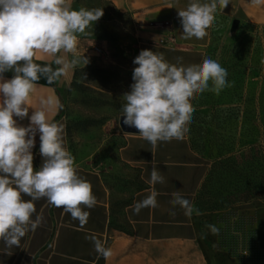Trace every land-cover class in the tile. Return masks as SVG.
Returning a JSON list of instances; mask_svg holds the SVG:
<instances>
[{
  "label": "clouds",
  "instance_id": "clouds-1",
  "mask_svg": "<svg viewBox=\"0 0 264 264\" xmlns=\"http://www.w3.org/2000/svg\"><path fill=\"white\" fill-rule=\"evenodd\" d=\"M251 2L257 6L264 4V0ZM228 5L229 0H196L179 10L184 38L203 39L214 22L217 7L225 9ZM103 15V9L74 10L72 0H0V241L8 248L19 247L21 238L39 226V215L35 221L31 219L36 213L34 201L46 198L81 224L90 216L84 208L92 209L97 203L92 185L77 174L75 158L64 146V125L48 118V112L59 101L52 97L41 99V107L29 116V100L41 75L51 84L80 63H89L85 55H74L69 60L57 54H75L76 34L84 33ZM37 53L53 57L59 67L54 70L50 65L42 67L35 63ZM182 59L178 57L177 63L171 64L162 53L144 49L133 60L138 66L133 69L131 91L122 96L125 103L121 117L124 126L136 128L153 148L158 142L183 139L194 112L190 100L195 94L206 90L219 94L231 86L227 69L215 60L205 58L201 64L184 66ZM8 71L14 72L11 79L5 78ZM14 117L28 118L30 122L27 127L18 126ZM37 132L42 164L34 170L32 149ZM152 164L148 183L163 184L164 176L154 161ZM24 195L31 199L24 200ZM157 195L152 190L143 200L136 201L133 213L156 208ZM172 197L173 209L179 206L190 217L194 211L190 202L179 191ZM195 211L201 214L198 209ZM206 227L212 234H219L214 225ZM91 240L99 256L108 259L112 255L101 239Z\"/></svg>",
  "mask_w": 264,
  "mask_h": 264
},
{
  "label": "rangeland",
  "instance_id": "rangeland-1",
  "mask_svg": "<svg viewBox=\"0 0 264 264\" xmlns=\"http://www.w3.org/2000/svg\"><path fill=\"white\" fill-rule=\"evenodd\" d=\"M72 8L103 9L104 15L76 34L73 55H85L89 63H82L72 81L60 87L59 117L73 155L110 176L112 187L124 194L119 199L122 207L140 187L137 173L120 159L126 134L118 125L125 103L122 96L134 83L139 38L129 15L109 0H72ZM205 58L227 69L231 86L219 94L197 93L190 100L194 112L186 136L202 170L193 209L199 210L201 220L219 229L218 235L208 234L214 246L226 255L247 254L260 260L264 258V216L257 213L264 207L260 201L264 193V25L243 23L235 31L215 32ZM237 161L234 168L241 172V181L228 168ZM235 184L240 185L246 203H228Z\"/></svg>",
  "mask_w": 264,
  "mask_h": 264
},
{
  "label": "crops",
  "instance_id": "crops-1",
  "mask_svg": "<svg viewBox=\"0 0 264 264\" xmlns=\"http://www.w3.org/2000/svg\"><path fill=\"white\" fill-rule=\"evenodd\" d=\"M109 1L116 10L129 15L139 38L137 56L141 50L148 49L162 53L171 64H176L178 57L183 58L184 66L201 64L214 33L230 32L234 20L238 23L233 31L243 23L264 25V4L257 6L251 0H229L225 9L217 7L214 22L206 29L207 35L203 39H185L178 11L196 0ZM198 2L208 3L210 0ZM57 55L67 56L69 60L74 57L73 53L60 52ZM53 60L42 53L34 56L35 63L42 67L50 65L55 70L59 66ZM81 66L82 63L51 84L41 75L30 95L29 116L34 109L41 107V99L52 97L60 105V87L69 84L75 69ZM4 75L11 79L14 72L8 71ZM59 105L48 112V118L64 125L59 117ZM14 119L18 126L27 127L30 122L28 118ZM135 134H126L119 153L122 163L137 173L140 187L120 207L119 199L124 194L112 187L106 172L73 155L64 125V146L75 158L77 174L92 185L97 203L92 209L84 208L90 216L85 224H81L62 208L49 204L46 198L34 201L36 213L31 219L35 221L39 215V226L21 238L19 247L8 248L0 241V264H264V258H249L247 254H239L238 258L226 255L208 237V222L201 220L195 211L189 217L181 207L173 209L170 201L177 191L193 207V195L202 176L201 163L189 147L186 133L182 140L158 142L156 148ZM39 136L37 132L32 149L34 170H39L42 164ZM153 161L165 178L163 184L153 186L148 183ZM152 190L158 193V206L143 208L139 214H134V203L143 200ZM23 199L30 200L31 197L24 195ZM257 213L264 216V207ZM92 237L101 239L104 246L111 249L112 255L108 259L94 251Z\"/></svg>",
  "mask_w": 264,
  "mask_h": 264
},
{
  "label": "trees",
  "instance_id": "trees-1",
  "mask_svg": "<svg viewBox=\"0 0 264 264\" xmlns=\"http://www.w3.org/2000/svg\"><path fill=\"white\" fill-rule=\"evenodd\" d=\"M237 165H239V162L237 161L236 163H232V166L228 167L233 173H235V175L237 176V179H239V181H241L242 174L240 171H237L234 167H236ZM225 168H227V166H224ZM260 201L261 204H264V193H261L260 196ZM246 196L243 195L240 191V185L235 184V188L233 191V194L230 195L228 203H231L233 205H239V204H243L246 203Z\"/></svg>",
  "mask_w": 264,
  "mask_h": 264
},
{
  "label": "water",
  "instance_id": "water-1",
  "mask_svg": "<svg viewBox=\"0 0 264 264\" xmlns=\"http://www.w3.org/2000/svg\"><path fill=\"white\" fill-rule=\"evenodd\" d=\"M237 20H234L231 24V31H233L236 27H237ZM122 115V114H121ZM121 115H119V118H118V125H119V128L121 129L122 132H127V133H138V130L134 127H127V126H124L123 125V118L121 117ZM121 117V119H120Z\"/></svg>",
  "mask_w": 264,
  "mask_h": 264
},
{
  "label": "built area",
  "instance_id": "built-area-1",
  "mask_svg": "<svg viewBox=\"0 0 264 264\" xmlns=\"http://www.w3.org/2000/svg\"><path fill=\"white\" fill-rule=\"evenodd\" d=\"M97 49V48H96Z\"/></svg>",
  "mask_w": 264,
  "mask_h": 264
}]
</instances>
